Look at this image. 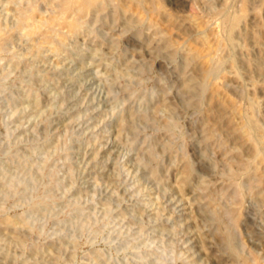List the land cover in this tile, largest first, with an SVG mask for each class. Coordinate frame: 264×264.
Segmentation results:
<instances>
[{
    "label": "rangeland",
    "instance_id": "rangeland-1",
    "mask_svg": "<svg viewBox=\"0 0 264 264\" xmlns=\"http://www.w3.org/2000/svg\"><path fill=\"white\" fill-rule=\"evenodd\" d=\"M70 2L0 0V264H264V0Z\"/></svg>",
    "mask_w": 264,
    "mask_h": 264
},
{
    "label": "bare ground",
    "instance_id": "bare-ground-1",
    "mask_svg": "<svg viewBox=\"0 0 264 264\" xmlns=\"http://www.w3.org/2000/svg\"><path fill=\"white\" fill-rule=\"evenodd\" d=\"M65 2V1H64ZM86 3L85 4V6L86 5H88V4H93V3H95L94 2V0H71V2L69 3V5L67 6V8H66V6H65V8H66V10H69V9H71L73 6H76V5H79L80 3ZM106 2V1H105ZM67 3V2H66ZM66 3L65 4H63V5H66ZM97 3H98V0H97ZM97 3L95 4V5H97ZM102 3V2H101ZM33 7V6H32ZM84 7V6H83ZM89 7V6H88ZM35 8V7H34ZM60 8H63L62 6L60 7ZM85 8V7H84ZM99 8V7H98ZM83 9V8H82ZM61 10V9H60ZM64 10V9H63ZM66 10H64V12L61 10V12H63L62 13V15L59 17V15H57L58 17H59V19L60 20H67L66 19ZM88 10V9H87ZM73 10H71V12H72ZM83 11H84V9H83ZM74 13V12H73ZM76 13V12H75ZM70 15H71V13H70ZM225 15V23H226V25H228L229 27H232L233 25H234V20L233 19H231V17L230 16H228L227 14H224ZM27 18V17H26ZM80 18V17H79ZM23 19H25V17H23ZM22 19V20H23ZM21 20V21H22ZM26 21V20H25ZM77 20H75L74 19V16H73V20H71L70 21V23L72 24V25H75V22H76ZM23 22V21H22ZM69 22V21H68ZM78 22V21H77ZM79 26H80V24H79ZM3 30V29H2ZM73 32V31H72ZM230 36V35H229ZM1 51V50H0ZM213 62H216V61H213ZM222 62V61H221ZM213 64V63H212ZM214 65V67L217 65V68H220V66L222 65L221 63L220 64H218V62H216V65L215 64H213ZM210 66L212 67V65L210 64ZM222 68V67H221ZM220 68V69H221ZM205 69V68H204ZM203 69V70H204ZM207 69V68H206ZM209 70V69H208ZM222 70V69H221ZM221 70H219V71H221ZM205 71V70H204ZM204 71H202V72H204ZM214 71H215V69H214ZM213 71V72H214ZM218 71V70H217ZM218 71V72H219ZM212 72V73H213ZM217 72V73H218ZM210 75H213V74H210ZM215 75H217V74H215ZM214 75V76H215ZM194 78V77H193ZM197 79H198V82L200 83V81H199V78L197 77H195L194 78V81L193 82H195V80L197 81ZM197 82V83H198ZM191 83V82H190ZM187 84V83H186ZM194 86H196L195 85V83L193 84ZM207 84H205V86H206ZM191 86V85H190ZM189 86V87H190ZM208 86V85H207ZM206 86V89L208 88ZM192 87V86H191ZM201 87H203V85L201 86ZM192 88H194V87H192ZM192 88H190V89H192ZM200 88V87H199ZM203 89H204V87H203ZM203 89H201L200 88V90H202L203 91ZM191 91V90H190ZM189 91V92H190ZM203 93V92H202ZM36 99H37V97H36ZM246 122V130L248 131L247 133H249V135H250V137L252 138V140L254 141V144H255V154H254V158H253V160L255 159V163H260V161H263L264 160V146L262 145V147L259 145V142L257 141V139L255 138V132L257 131V125H256V123L253 121V120H248L247 119V121H245ZM126 124V123H125ZM245 125V124H244ZM208 129V128H207ZM245 130V129H244ZM243 129H242V131L241 132H243L244 131ZM246 132V131H245ZM244 134V133H243ZM215 136V135H214ZM250 137L248 138L247 136H246V138H248V140L250 139ZM256 137H257V135H256ZM207 138V137H206ZM217 141V140H216ZM250 141V140H249ZM261 141V140H260ZM220 142H221V140H220ZM252 142V141H251ZM220 144V143H219ZM252 151V150H251ZM252 156V155H251ZM250 160V159H249ZM242 161V160H241ZM246 161V160H245ZM249 162V161H248ZM254 162V161H253ZM263 162H261L259 165H261ZM252 164H254V163H252ZM190 165H192V163L190 162ZM257 165V164H256ZM258 166V165H257ZM262 166H263V164H262ZM190 167V166H189ZM254 168V167H253ZM261 168H263V167H261ZM196 170V169H195ZM247 171H249L248 169H247ZM251 171H253V170H251ZM232 175V174H231ZM227 177V176H226ZM231 177V176H230ZM227 178H229V177H227ZM253 180V179H252ZM242 184V183H241ZM245 186H246V183H245ZM245 186H244V188H245ZM241 187V186H240ZM253 188H255V186L253 187ZM240 189V188H239ZM246 189V188H245ZM245 195V194H244ZM263 195V194H262ZM239 202V201H238ZM224 211V210H223ZM230 212V211H229ZM225 215V214H224ZM220 216H221V213H220ZM222 217V216H221ZM223 217H225V216H223ZM225 220V219H224ZM232 228H234V227H232ZM27 230V229H26ZM17 233V232H16ZM21 238V236L19 237V239ZM18 239V238H17ZM21 240V239H20ZM20 240H19V242H20ZM234 243H235V241H234ZM14 244H15V242H14ZM39 264H40V262H39Z\"/></svg>",
    "mask_w": 264,
    "mask_h": 264
},
{
    "label": "clouds",
    "instance_id": "clouds-1",
    "mask_svg": "<svg viewBox=\"0 0 264 264\" xmlns=\"http://www.w3.org/2000/svg\"><path fill=\"white\" fill-rule=\"evenodd\" d=\"M192 138H193V141L198 142L197 139H196V135L195 134H193ZM13 195H15V193H13ZM232 207H235L234 203H233ZM226 216H227V219H228V222H229V227L230 228L234 227L235 220L233 219L231 213L226 214Z\"/></svg>",
    "mask_w": 264,
    "mask_h": 264
}]
</instances>
